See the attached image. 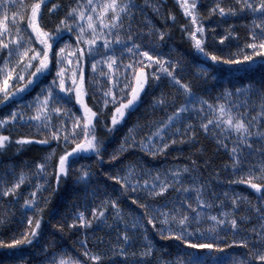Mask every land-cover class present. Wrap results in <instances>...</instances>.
<instances>
[{"label":"snow or ice","instance_id":"6c2138e0","mask_svg":"<svg viewBox=\"0 0 264 264\" xmlns=\"http://www.w3.org/2000/svg\"><path fill=\"white\" fill-rule=\"evenodd\" d=\"M175 3L179 19L166 0H0V157L46 148L0 173V226L17 225L0 239V264H264V76L215 96L208 87L225 70L264 73V0ZM173 28L190 62L169 43ZM201 136L227 155L222 168L235 178L225 183L246 185L255 202L211 187L220 173L204 178ZM185 145L183 165L125 163L130 149L155 159ZM94 222L110 239L90 248ZM66 229L83 237L71 253Z\"/></svg>","mask_w":264,"mask_h":264},{"label":"trees","instance_id":"16d2710c","mask_svg":"<svg viewBox=\"0 0 264 264\" xmlns=\"http://www.w3.org/2000/svg\"><path fill=\"white\" fill-rule=\"evenodd\" d=\"M56 2V0H54ZM206 2H209V0H206ZM168 10L171 11L172 13L177 15V18H180V11L178 9V6L175 3V0H166ZM234 23L237 24L239 28V34L241 37V40L239 43H243V38L246 34V29L243 27L244 21H234ZM172 35H173V41H170V44H173L175 47L178 48L180 52H183L185 54V59L186 61H191L193 58V55L195 53H192L189 55L191 52V49L189 45L181 39V33L178 32L176 29H172ZM227 43V42H226ZM232 51H235V47L231 49ZM259 60V58H257ZM226 68V66H225ZM257 70L245 74L244 72H240L237 74H234L228 70H225L222 75H219V81H209L208 87L210 90L209 95L210 96H215L218 95L220 91H222L223 88H233V87H243L247 83H249L252 79H255L256 81H260L261 77L264 76V73H262L259 70V66H256ZM214 85V87H213ZM209 95H206L205 98H209ZM8 109L0 108V116L6 115ZM143 112V109L141 110ZM139 115V113H138ZM135 120V117H133V121ZM131 124V122H130ZM14 134L16 133V130H13ZM18 131L20 133H27L29 131L28 128H19ZM126 129H121L119 132L116 133V141H119ZM7 134V133H5ZM201 142L208 147V151L206 152V158H208L211 161V167L206 168L203 171V176L205 179H208L210 175L213 172H219L220 175L219 177L211 176V187L217 192L221 193L223 191H228L229 194H238V195H244V196H249L250 198L253 199V202H255V194L252 189L247 187L246 185H231L228 186L225 182L229 178H235L232 177L231 174L225 170H223L222 165L228 163V157L224 153V150L221 149L219 153H216V149L214 145H211L210 141L204 140L203 137H200ZM118 147V143L113 142L112 145L109 147V151H112L114 148ZM256 148H260L261 145L260 143H257L254 145ZM192 150L188 148V146H184L183 152L175 151L173 149H169V154L166 157H161L157 156L155 159H152L151 157L146 156L144 153L140 151L139 148L136 149H130L128 152L125 153L126 156H128V159L125 161V163H131V162H138L140 164L147 165L148 167L152 169H164V168H171L174 164H180L183 165L184 163H187L186 157L191 155ZM46 154V148L45 146H39V145H33L26 147L18 156L15 155V149H12L7 153L6 156L0 157V173H2L5 170L10 169L11 167H15L17 165L23 166L25 163L31 164L33 162L39 161L41 157H43ZM180 156L179 160L174 159V157ZM122 159L124 157H121ZM193 159H198L197 157H193ZM255 159L258 161L260 158L257 156ZM81 163L89 164L92 163L94 166V158L92 160H85L81 161ZM198 163H203L202 159H198ZM219 181V182H216ZM112 183V182H109ZM68 186L70 188L71 186V181L68 182ZM47 195V194H46ZM67 193L62 192L60 196V201L61 203L64 204V207L61 208V216L67 215L72 211L71 208V201L66 199ZM56 198H53V204H55ZM130 200L128 201V204L130 205ZM6 208L7 205H4ZM132 211H136V206L132 205L131 206ZM19 215V212H17V216ZM71 221H69L70 223ZM109 223H111V220H109ZM17 227L14 223L9 225L7 228L4 226H0V239H9L13 234L14 230ZM110 229H108L104 225H100L98 227H95V222H94V230H90L88 233V241H89V247L92 248V245L97 242V238H102L104 240H109L110 236ZM114 233L112 234V238H114ZM83 238L82 236H73L71 231H68L67 229L65 230L63 234V246L64 248L68 249L69 252L71 253V249L73 247V242ZM155 239V237H153ZM51 239V238H49ZM169 242H159L157 244V247L159 248L161 245L167 247ZM76 248L78 251L82 252L83 250L79 248V245H76ZM95 251V249H92ZM101 251H106L107 250V245L103 246ZM139 250V249H137ZM177 250V246L173 245L171 248H168V251L171 252L173 255L175 254ZM229 252H232L234 255L240 256L243 254V249L240 248H233L229 249ZM24 254L30 255L33 252V249L31 248H25L23 249ZM4 258V253L0 252V259ZM167 259V257H165ZM123 257H116V264H122Z\"/></svg>","mask_w":264,"mask_h":264}]
</instances>
